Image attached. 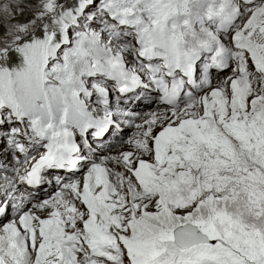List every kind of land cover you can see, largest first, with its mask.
Listing matches in <instances>:
<instances>
[{
  "label": "snow or ice",
  "instance_id": "obj_1",
  "mask_svg": "<svg viewBox=\"0 0 264 264\" xmlns=\"http://www.w3.org/2000/svg\"><path fill=\"white\" fill-rule=\"evenodd\" d=\"M179 2L151 0V24ZM220 9L208 74L164 55L148 103L75 167L55 134L0 138V264H264V0Z\"/></svg>",
  "mask_w": 264,
  "mask_h": 264
},
{
  "label": "rangeland",
  "instance_id": "obj_2",
  "mask_svg": "<svg viewBox=\"0 0 264 264\" xmlns=\"http://www.w3.org/2000/svg\"><path fill=\"white\" fill-rule=\"evenodd\" d=\"M99 1L100 0L97 1L96 5H93V2L84 9L85 14L89 15L85 16L82 20L79 17L83 16V13H78L76 11V14H74L69 11V6L74 4L75 0H0V63L3 64V62L9 61L11 57L16 59L17 54L20 52L22 56L27 57L29 63L32 64L33 67L39 69L40 65H42L43 56L51 52V46H46L47 39L29 43L25 40L35 36L36 33L39 34V32L47 28L66 29L72 41L70 43L71 45L66 49L67 54L64 58L61 56L63 50H59V61L62 67L59 66L58 69H65L67 76V80L59 81L60 84L66 86V91L62 93L61 103L62 105L68 104L70 107L73 104L75 86L79 82L86 80L87 74L84 68L89 66V60L94 55L95 51L98 50V47L99 52L100 49L102 50V47L105 48L108 53L111 52L113 58L119 63L143 71V67L140 63L135 61V59L139 58L136 55L134 56V53L140 54L141 51L145 49V45L141 42L145 27H148L149 31H151L157 26L152 25L150 22L149 7L141 8L138 11L137 22L133 32L108 34L107 31L100 26V22L103 21V19L98 18V16H101V14L98 15L96 13L100 5L106 6V1ZM106 9L114 11L111 8ZM117 13L122 15L124 12ZM115 16L120 17L119 15ZM104 21L107 20L104 19ZM139 26L141 29H139ZM75 30H81L83 32V42L78 43L79 41L76 40L78 37L75 35ZM150 40L153 39L150 38L148 42H150ZM156 42L157 43L154 45L158 44L162 46L161 43L158 41ZM154 45L151 51L146 52V54L154 52L160 53ZM13 73L14 78L17 80V86L22 90L23 87L20 86L21 82H23L24 87H26L23 80L25 77L21 72ZM33 78L34 76H32V79L29 81H33ZM35 78L38 79V75L35 76ZM3 84V79H0L1 99H3V91H5ZM37 97L39 98L38 94ZM1 99L0 105L4 104ZM142 103L147 104L148 101L143 100ZM128 105L132 107L131 109L128 108V111L134 110L136 113L140 111L137 108L133 109L134 103L129 101ZM1 132L3 131L1 130ZM90 155L92 154H89L88 157H90Z\"/></svg>",
  "mask_w": 264,
  "mask_h": 264
},
{
  "label": "clouds",
  "instance_id": "obj_3",
  "mask_svg": "<svg viewBox=\"0 0 264 264\" xmlns=\"http://www.w3.org/2000/svg\"><path fill=\"white\" fill-rule=\"evenodd\" d=\"M177 8L175 13L169 14L166 19L160 18L155 29L149 32L151 39L158 41L163 45V55L168 57L169 63H174L177 59L183 62L186 59L185 54L192 48L200 47L211 41L208 31L201 30L198 24L192 22L193 13L191 11V0H184L174 5ZM162 5L152 6L151 14L153 18H158ZM214 13L220 12V3L211 5ZM208 9L204 8L201 14L207 16ZM187 21V23H185ZM175 25L173 30L172 25ZM163 63V59L161 61Z\"/></svg>",
  "mask_w": 264,
  "mask_h": 264
},
{
  "label": "trees",
  "instance_id": "obj_4",
  "mask_svg": "<svg viewBox=\"0 0 264 264\" xmlns=\"http://www.w3.org/2000/svg\"><path fill=\"white\" fill-rule=\"evenodd\" d=\"M83 2H87V0H82V3ZM79 3H80V0H78V4ZM74 6L75 7L77 6V0H75L74 4L69 6V8L71 9L70 11L76 13L77 9H74ZM39 34L41 35L42 32H39ZM56 39H58V36H56ZM1 67H8V68H11V69H22L24 67V64H23V59L21 57L20 52L17 54V58L16 59H14V57H11L9 61L3 62V64L0 63V68Z\"/></svg>",
  "mask_w": 264,
  "mask_h": 264
},
{
  "label": "bare ground",
  "instance_id": "obj_5",
  "mask_svg": "<svg viewBox=\"0 0 264 264\" xmlns=\"http://www.w3.org/2000/svg\"><path fill=\"white\" fill-rule=\"evenodd\" d=\"M218 1V0H217ZM143 23V22H142ZM144 25V24H143ZM142 25V26H143ZM140 27V26H139ZM146 28V27H145ZM139 29H141V27L139 28ZM175 29V27L173 28V30ZM140 33V32H139ZM141 34V33H140ZM157 43V42H156ZM152 48V47H151ZM75 64H77V63H75ZM141 65V64H140ZM71 66V65H70ZM75 69V68H74ZM75 72H76V70H75ZM76 74V73H75ZM77 75H78V73H77ZM71 78V77H70ZM81 78V77H80ZM74 80V79H73ZM76 80V79H75ZM74 85H76V84H74ZM2 86V85H1ZM76 87V86H75ZM143 97H141V98H139V99H137V101L134 103V105H133V109L134 108H137L136 107V104H138V102L139 103H142L143 102V99H142ZM1 99V98H0ZM131 102V101H130ZM124 104V103H123ZM127 105L126 104H124V107H126ZM129 106V105H128ZM127 109H128V107H127ZM138 109V108H137ZM139 110V109H138ZM124 112H126V113H129V118H125L123 121H119V125H121V124H123L124 125V127H128V125L131 123V121H132V119H134L135 117H136V115H137V113L134 111V110H132V111H128V110H123ZM132 113H134L133 115H132ZM128 116V115H127ZM90 157H91V155H90ZM89 157V158H90Z\"/></svg>",
  "mask_w": 264,
  "mask_h": 264
}]
</instances>
